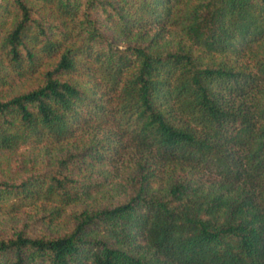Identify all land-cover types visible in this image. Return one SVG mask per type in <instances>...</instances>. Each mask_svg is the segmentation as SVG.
I'll use <instances>...</instances> for the list:
<instances>
[{
    "label": "trees",
    "instance_id": "obj_1",
    "mask_svg": "<svg viewBox=\"0 0 264 264\" xmlns=\"http://www.w3.org/2000/svg\"><path fill=\"white\" fill-rule=\"evenodd\" d=\"M0 9V87L38 78L0 99V153L71 146L0 180V214L70 222L0 236V264H264V0Z\"/></svg>",
    "mask_w": 264,
    "mask_h": 264
},
{
    "label": "rangeland",
    "instance_id": "obj_2",
    "mask_svg": "<svg viewBox=\"0 0 264 264\" xmlns=\"http://www.w3.org/2000/svg\"><path fill=\"white\" fill-rule=\"evenodd\" d=\"M44 14H48V10L40 8L39 5H35ZM0 9V13H1ZM172 40V37H169ZM175 40V39H174ZM122 45V42H118ZM38 82L37 75L24 80H15L10 84L0 87V99H8L14 95L20 94ZM71 150L70 144H63L54 147L49 150L48 154H45L43 148L23 147L13 153H0V180H10L16 178L17 180L28 174L29 172L39 173L47 168L53 167L56 160L61 156H65L67 152ZM120 175H125L129 170V166L126 164L119 167ZM30 174V173H29ZM121 178H115L119 181ZM120 182V181H119ZM118 182V183H119ZM117 183V182H115ZM111 187V186H109ZM102 189L101 192L96 195L95 201L101 204L114 201L113 190ZM103 193V194H102ZM102 194V195H101ZM53 204H47L42 202H36L27 204L22 207L18 212H9L0 214V236L8 235L12 231H23L30 236L50 235L60 233L63 227H68L70 222L67 215L57 220H54L51 224H48L47 216L48 212L52 209Z\"/></svg>",
    "mask_w": 264,
    "mask_h": 264
}]
</instances>
